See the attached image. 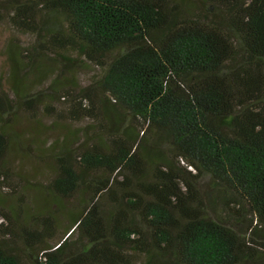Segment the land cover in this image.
Instances as JSON below:
<instances>
[{
  "label": "trees",
  "instance_id": "trees-1",
  "mask_svg": "<svg viewBox=\"0 0 264 264\" xmlns=\"http://www.w3.org/2000/svg\"><path fill=\"white\" fill-rule=\"evenodd\" d=\"M3 19L32 40L5 48L0 178L20 114L87 122L47 147L51 210L0 209V264H264V0H0ZM83 60L73 93L54 63Z\"/></svg>",
  "mask_w": 264,
  "mask_h": 264
},
{
  "label": "rangeland",
  "instance_id": "rangeland-1",
  "mask_svg": "<svg viewBox=\"0 0 264 264\" xmlns=\"http://www.w3.org/2000/svg\"><path fill=\"white\" fill-rule=\"evenodd\" d=\"M8 40H13L19 45L25 46L31 42L32 37L14 30L6 19L0 21V87L7 84L10 73L5 53ZM63 54L70 58L82 59L80 55L71 49L64 51ZM54 67L57 72L63 73V77L74 76L73 93L78 87L90 83L98 72L92 64L85 60H83V63L78 68H68L62 63H54ZM50 80L51 77L45 78L40 82V85L29 82V89L32 91L42 89L45 87V83ZM72 95L68 100L65 97V99H60L56 102L55 106L58 112L66 110L72 101ZM39 116V125L50 126L56 123L58 126L53 127V129L47 132L44 144L34 142L31 139L32 129H35L39 125L25 114H20L17 120L13 122L12 129L19 134V142L23 151H18L14 147L10 149L7 156L6 174L0 178L2 180L0 183V209L8 212L10 207L14 208L23 224H27L31 220L34 221L33 218L39 213L47 212L52 208L48 202L50 198L48 189L46 188L50 171L44 166L43 162L46 158V150L49 143L66 133L65 125H68L70 128L71 126H75L76 128V126H81L87 122L86 120H82L81 123L70 125L67 120H62L64 118H60L56 114H54L53 118L44 117L40 113ZM46 169L48 174L45 172ZM55 207L53 206V208ZM60 214L63 215L61 212L54 213L55 216H59ZM0 221L4 225L8 223L2 215H0ZM138 257L140 258L141 256L138 255Z\"/></svg>",
  "mask_w": 264,
  "mask_h": 264
}]
</instances>
